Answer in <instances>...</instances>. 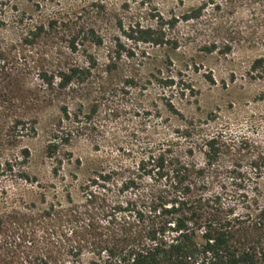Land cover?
Here are the masks:
<instances>
[{
  "label": "rangeland",
  "instance_id": "374dc122",
  "mask_svg": "<svg viewBox=\"0 0 264 264\" xmlns=\"http://www.w3.org/2000/svg\"><path fill=\"white\" fill-rule=\"evenodd\" d=\"M218 1L13 0L8 6L0 4V43L12 48L30 85L40 83L41 67L52 69L69 62L84 65L90 54L97 57L102 71L117 38L125 48L117 70L97 71L87 82L83 105L70 100L74 102L69 119L61 109L64 98H59L38 110L35 134H24L3 148L0 264L3 222L7 230L18 223L44 250L49 243V222L42 214L55 209L66 213L71 206L69 195L83 204L81 186L96 170H134L148 146L172 140L187 150L188 141L180 130L191 120L203 124L208 134L222 132L231 144L217 164L213 190L231 196L259 195L264 204V69H252L255 60L264 57V17H253L243 4L236 15L223 20L233 30L225 35L220 31L225 23L216 18L210 5L199 21H178L167 30L177 45L154 46L141 40V31L156 27L160 16L167 20L192 6ZM53 19H58V28L46 30L30 44L24 42L34 25ZM69 20L96 26L105 36L104 45L85 42L72 53L65 33ZM224 37L232 43L230 52H225ZM212 42L217 47L208 53L204 47ZM130 51L133 54L128 56ZM61 119L73 131L72 138L50 156L48 145L57 141L53 133ZM24 149L30 151L28 158ZM192 159L204 165L199 150ZM254 163L260 166V175ZM62 225L67 227L66 222ZM90 258L86 254L84 264Z\"/></svg>",
  "mask_w": 264,
  "mask_h": 264
},
{
  "label": "trees",
  "instance_id": "16d2710c",
  "mask_svg": "<svg viewBox=\"0 0 264 264\" xmlns=\"http://www.w3.org/2000/svg\"><path fill=\"white\" fill-rule=\"evenodd\" d=\"M11 3L13 0H0L3 6ZM243 4L253 17H264V0L205 2L167 20L160 16L156 27L141 31V40L154 46L177 45V39L167 33L175 22L199 21L210 5L223 22L236 15ZM58 24V19H53L34 25L24 42H34ZM225 24L220 31L233 33ZM65 27L72 53L85 42L96 46L105 43V36L94 25L69 20ZM225 40V52H230L232 43ZM216 47L212 42L204 50L212 53ZM124 49L117 38L102 71L92 54L84 65L69 62L52 69L41 67L40 83L33 86L25 69L15 61L12 48L0 43V166L3 148L24 134L37 132L38 110L64 98L61 109L69 119L70 103L83 105L87 82L97 71L108 74L117 70ZM260 68L264 69V57L253 63V70ZM54 130L57 141L48 145L50 156L60 144L70 142L73 132L64 125V119ZM180 135L188 141L187 150L172 140L148 146L134 170H96L81 186L83 204L69 195L71 206L66 213L51 205L55 212L42 214L53 222L46 226L49 243L44 250L18 223L7 230L3 222V264H84L86 254L91 257L89 264H264V204L259 195H223L212 187L217 164L231 148L230 142L220 131L206 133L204 125L194 120L180 130ZM197 150L204 157V165L192 159ZM24 156H30L28 149H24ZM58 162L62 167V160ZM253 168L261 174L258 163ZM63 244L65 253L60 250Z\"/></svg>",
  "mask_w": 264,
  "mask_h": 264
}]
</instances>
